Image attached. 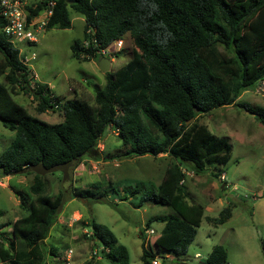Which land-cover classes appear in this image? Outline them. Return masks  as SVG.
Wrapping results in <instances>:
<instances>
[{
    "label": "trees",
    "instance_id": "16d2710c",
    "mask_svg": "<svg viewBox=\"0 0 264 264\" xmlns=\"http://www.w3.org/2000/svg\"><path fill=\"white\" fill-rule=\"evenodd\" d=\"M46 1L38 0L27 9L36 14ZM54 1L47 29L68 28L70 10L83 17V35L71 45L73 57L97 61L100 48L129 34L131 58L115 71L104 73V85L94 88L93 104L61 99L47 84H31L24 56L1 30L5 19L0 13V120L14 132L11 143L0 153V176L32 173L30 193L35 196L30 203L20 197L24 214L11 222L12 240H0V262L44 264L46 257L59 255L55 247L46 248L44 239L65 197L61 191L44 194L46 181L31 166L75 162L96 149L109 126L117 130L125 147L123 155L164 154L173 159L156 189L141 201L172 209L171 214L156 216L147 224L162 222L155 244L175 257L183 255L204 211L200 203L188 199L183 169L201 173L210 166L218 167L229 160L231 151L228 140L211 133L198 117L234 104L264 124L263 110L236 102L243 91L264 79V0ZM86 40L88 46L83 47ZM19 91L33 96L38 113L57 104L62 121L49 123L31 115L12 97ZM190 118L193 120L186 124ZM230 206L206 220L222 224L230 217ZM88 226L93 246L104 259L128 264L126 248L109 228L92 219ZM260 245L264 256V239ZM155 258L142 244L141 263L153 264ZM226 258V249L215 245L204 264H224Z\"/></svg>",
    "mask_w": 264,
    "mask_h": 264
},
{
    "label": "rangeland",
    "instance_id": "374dc122",
    "mask_svg": "<svg viewBox=\"0 0 264 264\" xmlns=\"http://www.w3.org/2000/svg\"><path fill=\"white\" fill-rule=\"evenodd\" d=\"M37 1L28 0V4L35 7ZM83 26V17L70 10L68 28H49L36 42L16 40L14 46L27 59L32 85L44 83L61 99L93 104L94 88L104 85L105 72L99 70L95 59L73 57L71 45L82 37ZM130 58L131 44L126 34L121 49L110 61L109 71H115ZM262 82L263 86L257 84L243 91L236 102L264 111V79ZM12 97L31 115L49 123L62 121L59 108L38 113L37 101L31 94L19 91ZM198 122L216 136L226 138L231 151L225 164L210 166L201 173H192L182 163L187 168L183 169V185L190 196L188 199L204 208L194 238L183 255L175 257L155 244L161 235L162 222L147 224V220L156 216L171 214L172 209L151 200L141 201L156 189L173 159L164 154L123 155L125 147L113 126L104 131L92 153L73 162L68 168V179L62 181L59 171L43 175L44 194L53 196L61 191L65 197L44 239L46 248L55 247L58 252L71 248L72 264H115L116 261L104 259L98 247L93 246L88 226L92 219L109 228L118 244L126 248L128 264H142V244L155 255L153 264H204L215 245L226 249L224 264H264L260 245L264 239V124L255 114L234 104L202 113ZM13 136L14 132L6 129L0 120V153ZM220 173H224V180L219 179ZM32 182V173L0 176V240L4 243L12 240L11 222L24 214L20 197L27 198V203L34 200L35 196L30 193ZM78 192L87 197H81ZM227 204L231 205V214L225 222L214 224L206 220V217H217ZM151 229L153 232L149 233Z\"/></svg>",
    "mask_w": 264,
    "mask_h": 264
},
{
    "label": "built area",
    "instance_id": "2783aa9c",
    "mask_svg": "<svg viewBox=\"0 0 264 264\" xmlns=\"http://www.w3.org/2000/svg\"><path fill=\"white\" fill-rule=\"evenodd\" d=\"M28 0H0V13L5 19V24L1 28L6 38L15 42L16 40L34 43L38 36L47 29L48 18L52 14V8L55 5L54 0H47L43 9L36 14H30L27 9ZM34 8V7H33ZM88 32H91L88 29ZM88 40L84 41L82 46H88ZM123 39H118L112 42L111 45L100 48L98 53L101 57H106L112 60L114 53L121 49ZM33 58V57H32ZM26 58L24 62L26 63ZM263 86V82H259ZM263 90V88L261 87ZM264 91V90H263ZM57 108V104H54ZM220 180L225 179L224 173H220ZM153 230H149L152 233ZM73 250L67 248L59 252L57 256H48L44 260V264H72ZM154 263V262H153Z\"/></svg>",
    "mask_w": 264,
    "mask_h": 264
},
{
    "label": "water",
    "instance_id": "95a60500",
    "mask_svg": "<svg viewBox=\"0 0 264 264\" xmlns=\"http://www.w3.org/2000/svg\"><path fill=\"white\" fill-rule=\"evenodd\" d=\"M109 64H110V60L106 57H100L97 60V66H98L99 70L103 73L109 71ZM192 120H193V118L188 119L186 121V124L190 123ZM72 164H73L72 161H66V162L57 163V164L46 167L41 163H37L34 166H31V170L35 174H38L40 176H43L47 173L59 171V172H61V175H62V181H65L66 179H68V168ZM18 173H20V171L12 172V173H10V175L18 174Z\"/></svg>",
    "mask_w": 264,
    "mask_h": 264
},
{
    "label": "crops",
    "instance_id": "0c3cea01",
    "mask_svg": "<svg viewBox=\"0 0 264 264\" xmlns=\"http://www.w3.org/2000/svg\"><path fill=\"white\" fill-rule=\"evenodd\" d=\"M111 61V60H110ZM110 65V64H109Z\"/></svg>",
    "mask_w": 264,
    "mask_h": 264
}]
</instances>
